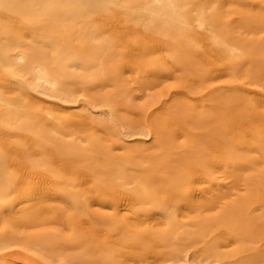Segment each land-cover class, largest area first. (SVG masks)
Segmentation results:
<instances>
[{"label": "rangeland", "instance_id": "obj_1", "mask_svg": "<svg viewBox=\"0 0 264 264\" xmlns=\"http://www.w3.org/2000/svg\"><path fill=\"white\" fill-rule=\"evenodd\" d=\"M25 1L0 0V264H264V0Z\"/></svg>", "mask_w": 264, "mask_h": 264}, {"label": "bare ground", "instance_id": "obj_2", "mask_svg": "<svg viewBox=\"0 0 264 264\" xmlns=\"http://www.w3.org/2000/svg\"><path fill=\"white\" fill-rule=\"evenodd\" d=\"M5 1H9V0H5ZM88 1H90V0H88ZM93 1H95V0H93ZM106 1H110V0H106ZM22 2H26L25 0H22ZM83 3V2H82ZM155 13L153 14V20L151 21V22H153L155 25H157V27L155 28L154 27V25L153 24H150L148 27H146V29L147 30H150V31H152V32H157L156 30H159V31H161L160 33L161 34H163V35H166L165 36V43H166V45L169 47V48H171V49H180V48H182L183 46H184V44H182L183 43V41H181L179 38H177L175 35H178V33H179V31H180V29L182 28V26H183V24L182 23H180V22H178L179 20H178V18L176 17V16H174V14L172 13V11L169 9V7H167L164 3H162V5H160L159 7H158V9H157V11H154ZM4 17V16H3ZM256 17V16H255ZM254 17V18H255ZM7 18V17H6ZM250 19V18H249ZM256 19V18H255ZM259 19V18H258ZM257 19V20H258ZM261 20V19H260ZM264 20V18L262 19V21ZM19 21V20H18ZM253 21V20H252ZM255 21V20H254ZM257 23V22H256ZM260 24V23H259ZM264 24V23H263ZM251 25V24H250ZM262 25V24H261ZM160 26L161 27H165V28H160ZM167 31H166V30ZM158 31V32H159ZM170 31V32H169ZM182 42V43H181ZM209 53V52H208ZM28 57H29V60H31L30 58L34 55V52H32V51H30L28 54ZM179 80V79H178ZM183 91V90H182ZM180 93V92H179ZM223 95V94H222ZM219 97V96H218ZM191 98V97H190ZM199 100V99H198ZM216 101V100H215ZM198 102V101H197ZM196 102V103H197ZM236 106L238 105V104H235ZM166 107V106H165ZM231 107V106H230ZM222 108V107H221ZM235 108V107H234ZM224 111H225V113H227L228 111H231V109H228V108H225L224 109ZM139 112V111H138ZM220 115H221V113H220ZM180 116H182V115H180ZM184 117H185V115H184ZM224 118H225V116H224ZM224 118H221L219 121H218V123L219 122H221V124L223 125V122H225V120H226V118H225V120H224ZM185 119V118H184ZM183 119V120H184ZM202 121V120H201ZM205 122V121H204ZM208 122H209V120H208ZM157 122H155L154 123V125L156 124ZM210 123V122H209ZM227 123V122H226ZM158 124H160L159 123V120H158ZM158 124H156V125H158ZM181 124V123H180ZM183 125V124H182ZM206 125V124H205ZM211 125H213V122L211 121ZM163 126V125H162ZM210 126V125H209ZM217 126H218V124H217ZM221 126V125H220ZM155 127H157V126H155ZM159 127V130H161L160 129V127H161V125L160 126H158ZM157 127V128H158ZM219 127V126H218ZM156 128V129H157ZM185 128V127H184ZM224 128V127H223ZM210 129V128H209ZM222 129V128H221ZM164 130V129H163ZM225 130V129H224ZM158 131V130H157ZM210 131L212 132V133H214V134H209V135H213V140H214V138L216 137V139L218 138V140L219 141H217L216 140V142H213V140H212V142H213V144H208V142L209 141H206V149H204L203 148V150H199V148H198V150H197V148H195V149H192L191 150V152H190V154L191 155H194V156H196V157H204L205 159H207V161L209 160V156H210V150L211 149H213V148H217V147H220V149H227L228 150V148L226 147V145H225V143L224 144H222V142L220 141V139L222 140L223 139V141H224V139H226L227 138V133H225L224 131L223 132H221V133H219V135L217 136V134H216V132L214 131V129H210ZM226 131V130H225ZM162 132V131H161ZM179 132V131H178ZM168 133V132H167ZM208 133H210L209 131H207V130H205V131H203L202 132V134L200 135V136H198V137H201V138H205L206 137V135L208 134ZM164 134H165V132H164ZM164 134L162 135V137L164 136ZM214 135H215V137H214ZM168 136V135H167ZM169 138V137H168ZM211 138V137H210ZM210 138H208V139H210ZM160 140H161V138H160ZM207 140V139H206ZM211 140V139H210ZM204 141V143H205V140H203ZM165 142V141H164ZM202 142V141H201ZM221 142V143H220ZM171 146V145H170ZM169 146V147H170ZM166 147V146H165ZM226 151V150H225ZM62 156L65 158V161H68L69 160V155L67 154V153H65V152H63V154H62ZM185 159V158H184ZM191 159V158H190ZM225 159V158H224ZM177 161L176 162H173V161H175V160H173L172 162L170 161V163H166L167 165H166V167H167V169H170V170H175L176 168H180V167H182L184 164H185V161L183 160V159H180V160H178V159H176ZM223 161V160H222ZM221 162V161H220ZM172 163V164H171ZM218 166V165H217ZM217 168V167H216ZM199 171V170H198ZM178 172V171H177ZM202 172V171H201ZM175 173V172H174ZM176 175V174H175ZM202 175H203V172H202ZM196 176H198V175H196ZM201 177V176H200ZM253 178V177H252ZM201 179V178H200ZM179 181H181L180 179H179ZM178 181V182H179ZM198 181V180H197ZM203 181H204V179H203ZM207 181V180H206ZM180 183V182H179ZM184 184H185V182H184ZM184 186V185H183ZM194 188H196V186L194 187ZM210 188V187H209ZM217 189V188H216ZM208 190V189H207ZM199 192V191H198ZM209 193V192H208ZM260 235V234H259Z\"/></svg>", "mask_w": 264, "mask_h": 264}]
</instances>
